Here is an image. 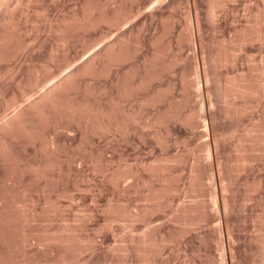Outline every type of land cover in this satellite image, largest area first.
I'll return each mask as SVG.
<instances>
[{"label":"rangeland","instance_id":"obj_1","mask_svg":"<svg viewBox=\"0 0 264 264\" xmlns=\"http://www.w3.org/2000/svg\"><path fill=\"white\" fill-rule=\"evenodd\" d=\"M24 1L0 8V264H264V0H89L109 22L65 32L88 0ZM84 64L125 127L7 129Z\"/></svg>","mask_w":264,"mask_h":264},{"label":"bare ground","instance_id":"obj_2","mask_svg":"<svg viewBox=\"0 0 264 264\" xmlns=\"http://www.w3.org/2000/svg\"><path fill=\"white\" fill-rule=\"evenodd\" d=\"M27 1H31V0H27ZM87 1V0H86ZM162 1V0H161ZM195 1V0H193ZM221 1V0H220ZM25 1L24 0H0V8L1 7H6L7 11L12 12L13 10L17 9L18 6L22 5ZM89 0L87 1V5H85V8H83L84 10L82 11L83 13L79 16L77 12H75L76 15L71 16L72 18H68V19H64L66 21V23L64 24V27H60V31L61 30H76L80 28L82 29L84 28H90L93 26V23L95 22V19L97 17H100V19L102 18L107 19L108 15L105 14L104 12H102L99 15H96V10L94 8V6H91L89 4ZM212 2L215 4V2H219L218 0H212ZM216 3V4H217ZM215 6V5H214ZM98 10V9H97ZM262 10V9H261ZM134 11V10H133ZM8 12V13H9ZM100 12V11H97ZM261 13H263L261 11ZM137 14V13H136ZM9 15V14H8ZM135 15V13H134ZM127 17V16H126ZM261 17V16H260ZM259 18V17H258ZM101 19V21L103 22V20ZM112 19V18H111ZM255 19V18H254ZM263 19V17H262ZM105 21V20H104ZM107 21V20H106ZM105 21V22H106ZM262 21V20H261ZM109 22V21H107ZM118 23V22H117ZM258 24V23H257ZM62 25V24H61ZM96 25V24H95ZM63 26V25H62ZM64 28V29H63ZM94 28V27H92ZM91 28V29H92ZM253 30V29H252ZM4 31V30H3ZM56 31V30H55ZM64 31V32H65ZM77 31V30H76ZM7 31H4V33H0V59L4 58V56L6 55L5 53V49L6 47H8L10 45V41L11 38L10 36H8V34L6 33ZM79 32V31H78ZM256 36V35H254ZM242 37V36H241ZM252 37V36H251ZM252 39V38H251ZM123 45V44H122ZM121 46V45H120ZM115 47V46H113ZM114 49V48H113ZM114 53V52H113ZM158 54V53H157ZM155 55V54H154ZM7 56V55H6ZM96 57V55L94 56ZM94 57L93 60H94ZM160 57V56H159ZM227 58V57H226ZM118 59V58H117ZM71 60V59H70ZM91 62L88 60L85 64L90 65V63L94 64L92 62V59H90ZM221 60V59H220ZM223 60V59H222ZM107 62V61H106ZM71 64V62H69ZM85 64L80 66H76L74 67L70 72H67L66 74L62 75L60 78H54L53 79V83H49V88L48 90H46L45 92L42 93V95L40 97H38V99L36 101H34L33 103H31L27 108L23 109L22 112L17 116L14 117V119L10 120L7 126V129H14V128H19L21 130H25L27 131L28 129V124L31 123V127L34 125L35 121H40V122H49L51 121L53 118L55 119L58 116L61 115H67V116H71V117H78L80 119V121H82L83 123L87 124V125H91L92 128L94 129V127L96 126L97 123H100V126L103 127V129L105 130H113V129H121L123 126L125 127V121L126 118H118L117 115L113 116L112 113L109 112L110 107L107 106L109 109L107 110L105 107H101V106H91L90 104L93 103H88V101L86 100H81V98H79L80 96L78 95V92L75 90V77L79 76L77 74H79L81 72V68L85 67ZM152 64V63H151ZM64 65V64H63ZM72 65V64H71ZM70 65V66H71ZM153 65V64H152ZM156 65V64H155ZM74 66V65H73ZM84 66V67H83ZM147 66V65H146ZM95 67V65H94ZM92 67V68H94ZM90 68V66L88 67ZM157 68V67H155ZM82 70H87L84 71V73L88 72V71H92L91 69H82ZM98 70V69H97ZM105 70V69H104ZM95 69L92 71L94 72ZM134 71V70H133ZM103 72V71H102ZM89 73V72H88ZM63 74V73H62ZM83 74V71H82ZM135 74V73H134ZM81 75V73H80ZM92 76V74H91ZM136 76V75H135ZM96 78V77H95ZM239 78V77H238ZM83 79V78H82ZM155 79V78H154ZM80 80V79H79ZM242 80H244L242 78ZM240 83H241V81ZM48 81V80H46ZM148 81V80H147ZM232 81V80H231ZM237 81V80H236ZM245 81V80H244ZM243 81V82H244ZM250 80L247 79V82H249ZM122 82V81H121ZM141 82V81H140ZM140 82H139V87H140ZM235 82V81H234ZM240 83L235 82L233 88L237 91H239L240 93H249L251 91V87L250 86H243ZM129 84V83H128ZM136 84V83H135ZM134 84V85H135ZM247 84V83H246ZM251 84V82L249 83ZM88 85V84H87ZM144 84H142L143 86ZM230 85V83H229ZM248 85V84H247ZM252 86V85H251ZM83 87V86H82ZM138 87V86H137ZM136 87V88H137ZM231 87V86H230ZM126 88V87H125ZM228 88V85L227 87ZM77 89V88H76ZM119 89V88H118ZM254 89V87H253ZM120 90V89H119ZM227 90V89H226ZM231 91V89H228ZM235 90L233 92H235ZM126 91V90H125ZM230 91L226 92V95H228L227 93H230ZM231 91V93H233ZM254 91V90H252ZM42 92V91H41ZM122 92V91H121ZM163 92V91H162ZM87 93V91H86ZM128 93V92H127ZM225 93V91H224ZM230 93V94H231ZM236 93V92H235ZM252 93V92H251ZM80 94V93H79ZM85 94V93H84ZM92 94V93H91ZM158 94V93H157ZM118 95V94H117ZM162 95V93H161ZM236 95V94H234ZM241 95V94H240ZM92 96V95H91ZM99 96V95H98ZM155 96V94H154ZM229 96V95H228ZM249 96V95H248ZM85 98V96H83ZM113 97V96H112ZM160 97V96H159ZM149 98V97H148ZM88 99V98H86ZM92 99V98H91ZM114 99V98H113ZM153 99V98H152ZM119 100V99H118ZM143 100V99H142ZM146 100V99H145ZM158 101V100H156ZM211 102V100H209ZM148 102V101H147ZM116 103V102H114ZM150 103V102H149ZM117 104V103H116ZM121 104V103H120ZM174 104V103H173ZM114 106V104H113ZM117 106V105H116ZM119 106V104H118ZM112 107V106H111ZM120 109V108H119ZM122 109V108H121ZM237 109V108H236ZM111 110H113L111 108ZM110 110V111H111ZM165 110V109H164ZM122 112V111H121ZM161 112V111H160ZM163 112V111H162ZM118 113V112H117ZM114 114V113H113ZM122 114V113H121ZM132 115V114H131ZM152 115V114H151ZM166 115V114H165ZM16 116V115H15ZM122 116V115H121ZM127 116V115H125ZM153 116V115H152ZM155 116V114H154ZM186 116V115H185ZM157 117V116H156ZM173 117V116H172ZM189 117V116H188ZM187 117V118H188ZM128 118V117H127ZM135 118V117H134ZM132 119V118H131ZM130 119V120H131ZM147 119V118H146ZM157 119V118H156ZM159 119V118H158ZM61 120V119H60ZM151 120V119H150ZM153 120V119H152ZM187 120V119H186ZM210 120V119H209ZM146 121V120H145ZM144 121V123H145ZM52 122V121H51ZM164 122V121H163ZM151 123V122H150ZM157 123V122H156ZM198 123V122H197ZM36 124V123H35ZM165 124V123H164ZM207 124V123H206ZM53 125V124H52ZM150 125V124H149ZM99 126V124H98ZM88 127V126H87ZM154 127V126H153ZM208 127V126H207ZM262 127V126H261ZM34 128V127H33ZM263 128V127H262ZM30 129V128H29ZM214 132V130H213ZM212 133V132H211ZM114 134V133H113ZM30 135V134H29ZM208 138V137H207ZM212 138H214L212 136ZM209 140V139H208ZM211 140V139H210ZM215 140V139H214ZM212 142V141H211ZM214 142V141H213ZM56 144L55 140H52V145L54 148V145ZM217 144V143H216ZM212 145V144H211ZM213 148V147H212ZM214 151V150H213ZM242 158V157H241ZM199 159V158H198ZM216 159V158H215ZM248 159V158H247ZM197 178V177H196ZM217 199V198H216ZM219 205V204H218Z\"/></svg>","mask_w":264,"mask_h":264}]
</instances>
